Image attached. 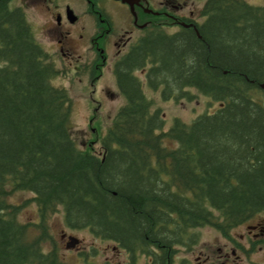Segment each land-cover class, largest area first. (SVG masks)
<instances>
[{
  "label": "trees",
  "instance_id": "1",
  "mask_svg": "<svg viewBox=\"0 0 264 264\" xmlns=\"http://www.w3.org/2000/svg\"><path fill=\"white\" fill-rule=\"evenodd\" d=\"M206 6L197 31H155L117 61L124 104L99 156L77 146L71 97L25 12L0 0V264H69L48 224L60 209L69 228L126 249L125 264H173L194 230L230 235L264 212V0ZM145 83L219 107L166 128ZM18 190L34 193L38 222L18 219Z\"/></svg>",
  "mask_w": 264,
  "mask_h": 264
},
{
  "label": "rangeland",
  "instance_id": "2",
  "mask_svg": "<svg viewBox=\"0 0 264 264\" xmlns=\"http://www.w3.org/2000/svg\"><path fill=\"white\" fill-rule=\"evenodd\" d=\"M20 1L26 6V14L36 39L53 54L55 64L60 69V74L55 77L54 84L65 87L71 97L69 128L77 146L102 156L101 136L106 133L117 111L124 104V97L119 92L113 69L114 63L123 55L125 49L118 53L117 50L120 47L113 44L110 35L106 43L105 54L107 56L105 60L101 58L96 63L86 65L85 60L86 62L90 60L86 57H82V63H73L68 58L62 59L61 53H57L56 45L50 41L52 38L46 30V23L44 25L46 20L44 13L41 10L30 8L24 0H15V4H19ZM247 1L255 5L263 3V0ZM84 9L82 3L77 4L78 14H82ZM202 20L199 19L198 21ZM168 21L162 19L164 24H168ZM85 25H90V23L85 22ZM77 26L76 31H82L80 28L83 26V21ZM169 27H165L169 32L176 30ZM93 29L91 28L92 31ZM90 34L87 32L86 36H90ZM103 39L100 40V46H102ZM78 45L79 43L76 48ZM82 53L83 50L79 49L76 50L75 54ZM89 55L93 56L91 53ZM98 58L100 57L98 56ZM137 75L145 81V74L137 71ZM144 88L147 95L152 98L154 107L160 109L167 119L166 128L171 125L175 117L191 122L198 114L213 112L219 107L218 102H212L209 97L199 93L192 101L185 99L175 101L174 99L164 100L161 97V90H153L147 83H145ZM167 143L171 142L167 141ZM33 197L34 193L25 190L13 191L9 196V200L13 204L23 205L18 216V219L23 223L39 221L38 207ZM248 223L259 225L257 229L250 231L247 226ZM48 224L63 259L69 264H125L128 262V253L113 240L103 239L87 228H69L65 223L62 209L49 218ZM261 228H264V212L256 215L245 224L234 227L230 234L236 238H225L219 230L212 226L207 225L198 228L193 231L199 235L198 243L191 248L180 246L173 264H200V262L206 264L209 259V264H264V234H257ZM35 233L36 231L32 235ZM70 236L78 238L79 242L69 246ZM45 248L48 250L51 245L47 243ZM82 252L83 255H81Z\"/></svg>",
  "mask_w": 264,
  "mask_h": 264
},
{
  "label": "flooded vegetation",
  "instance_id": "3",
  "mask_svg": "<svg viewBox=\"0 0 264 264\" xmlns=\"http://www.w3.org/2000/svg\"><path fill=\"white\" fill-rule=\"evenodd\" d=\"M12 2L13 5H11ZM24 2L30 8L41 10L44 13L46 18L44 25L46 23V30L52 38L50 41L56 45L57 53H61L62 59L68 58L73 63H82V57H86V59H90L88 62L85 60L86 65L96 63L101 58L105 60L107 56L105 54L106 43L110 35L113 44L120 47L117 50L118 53L125 49L121 55L124 57L132 48L139 46L155 31L165 30L169 33V30L166 29L168 26L171 29H176L173 32L190 28H195L197 31L198 20L205 19L208 15L206 6L208 0H24ZM78 3H82L85 8L82 14L77 12ZM24 5L21 1L19 4H15V0H9L11 9H22L26 14L27 9ZM162 19L169 20L168 24H164ZM82 21L83 26L80 28L82 31L78 32L76 31L77 25ZM85 22H89L90 25H85ZM91 28H94L93 31ZM117 31L119 32L116 33ZM87 32L91 33L90 36H86ZM102 38L104 39L100 46ZM83 41L85 43H82ZM79 49H82L83 53L76 55V50ZM46 51L54 61L53 54ZM90 53L93 56H90ZM117 61L114 63L113 71L118 86L115 72ZM70 64L72 65V63ZM140 71L143 74L146 73V70ZM119 92L123 96L120 89ZM258 225L257 223H248L247 226L250 231H253L257 229ZM258 233L263 235L264 228H261ZM223 237L236 238L232 234H223ZM123 250L128 253L126 249ZM209 263L210 259L206 264ZM200 264L202 263L200 262Z\"/></svg>",
  "mask_w": 264,
  "mask_h": 264
},
{
  "label": "water",
  "instance_id": "4",
  "mask_svg": "<svg viewBox=\"0 0 264 264\" xmlns=\"http://www.w3.org/2000/svg\"><path fill=\"white\" fill-rule=\"evenodd\" d=\"M70 239H71V242H69V246H73L79 242V239L74 236H70Z\"/></svg>",
  "mask_w": 264,
  "mask_h": 264
}]
</instances>
